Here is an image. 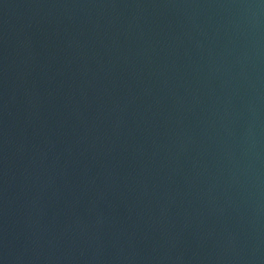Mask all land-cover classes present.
Here are the masks:
<instances>
[{
	"label": "water",
	"instance_id": "water-1",
	"mask_svg": "<svg viewBox=\"0 0 264 264\" xmlns=\"http://www.w3.org/2000/svg\"><path fill=\"white\" fill-rule=\"evenodd\" d=\"M0 264H264V0H0Z\"/></svg>",
	"mask_w": 264,
	"mask_h": 264
}]
</instances>
